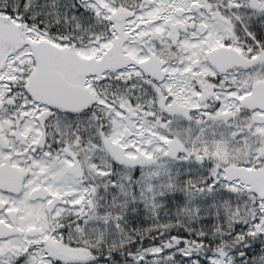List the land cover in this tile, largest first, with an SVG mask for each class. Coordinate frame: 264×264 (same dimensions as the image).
<instances>
[{
    "label": "snow or ice",
    "instance_id": "6c2138e0",
    "mask_svg": "<svg viewBox=\"0 0 264 264\" xmlns=\"http://www.w3.org/2000/svg\"><path fill=\"white\" fill-rule=\"evenodd\" d=\"M0 264H264V0H0Z\"/></svg>",
    "mask_w": 264,
    "mask_h": 264
}]
</instances>
